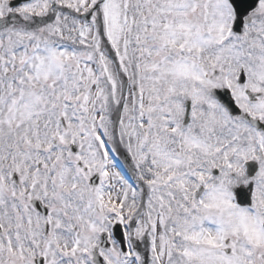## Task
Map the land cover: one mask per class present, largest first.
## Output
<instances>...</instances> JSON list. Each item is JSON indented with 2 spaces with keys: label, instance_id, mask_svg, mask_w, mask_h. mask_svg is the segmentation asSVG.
Returning a JSON list of instances; mask_svg holds the SVG:
<instances>
[{
  "label": "snow or ice",
  "instance_id": "snow-or-ice-1",
  "mask_svg": "<svg viewBox=\"0 0 264 264\" xmlns=\"http://www.w3.org/2000/svg\"><path fill=\"white\" fill-rule=\"evenodd\" d=\"M0 264H264V0H0Z\"/></svg>",
  "mask_w": 264,
  "mask_h": 264
}]
</instances>
